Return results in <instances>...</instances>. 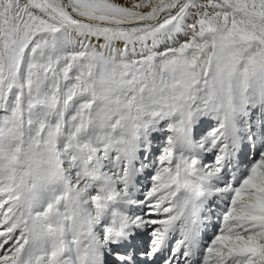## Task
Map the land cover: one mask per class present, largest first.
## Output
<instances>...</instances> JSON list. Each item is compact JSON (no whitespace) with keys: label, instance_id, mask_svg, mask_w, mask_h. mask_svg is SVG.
I'll return each mask as SVG.
<instances>
[{"label":"snow or ice","instance_id":"1","mask_svg":"<svg viewBox=\"0 0 264 264\" xmlns=\"http://www.w3.org/2000/svg\"><path fill=\"white\" fill-rule=\"evenodd\" d=\"M0 264H264V0H0Z\"/></svg>","mask_w":264,"mask_h":264}]
</instances>
